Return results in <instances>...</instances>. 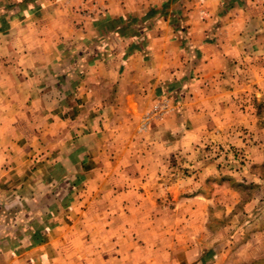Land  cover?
<instances>
[{
    "label": "crops",
    "instance_id": "crops-1",
    "mask_svg": "<svg viewBox=\"0 0 264 264\" xmlns=\"http://www.w3.org/2000/svg\"><path fill=\"white\" fill-rule=\"evenodd\" d=\"M246 2L254 8L252 0ZM244 4V0H0V242H23L18 248L4 243L0 258L52 264L67 245L66 225L81 221L76 191L83 178L93 183L101 175L105 185L118 180L123 185L119 190L127 192L126 183H121L128 174L127 162L135 165L133 176L141 171L152 178L159 170L142 169L137 162L183 153L207 137L205 130L214 124L209 118L196 119L204 109L187 101L177 110L182 120L176 112L146 126L143 142L162 147L160 153L152 148L144 155L137 153L143 139L135 135L143 113L159 97L179 90L186 98L191 80L208 78L200 70L223 60L222 43L208 39L211 22L203 21L201 8L215 15L228 5L231 13L239 12ZM107 130L115 132V140L124 137V149L114 156L105 151L114 143L106 139ZM110 158L120 167H93ZM202 175L208 176L206 168L194 176ZM188 183L178 177L168 186L173 198L172 186L178 193L166 217L170 225L166 239L171 244L154 250V264H226L228 243L237 235L229 231L237 223L215 227L210 218L215 205L199 190L201 183L194 186L197 193L185 196ZM149 185L145 205L152 210L158 203ZM137 220L141 226L144 220L145 225L156 223L152 215H139ZM253 220L248 218L241 229ZM101 222L110 225L107 218ZM15 224L24 226L21 235ZM142 231L133 237L136 241H153V227L151 235L144 237ZM263 232L253 233L249 242ZM119 237L130 239L127 234ZM131 253L137 256L136 250ZM263 256L264 251L252 254Z\"/></svg>",
    "mask_w": 264,
    "mask_h": 264
},
{
    "label": "rangeland",
    "instance_id": "rangeland-1",
    "mask_svg": "<svg viewBox=\"0 0 264 264\" xmlns=\"http://www.w3.org/2000/svg\"><path fill=\"white\" fill-rule=\"evenodd\" d=\"M244 3L239 12L233 13L229 10L231 5L225 11L220 9L215 15H210L206 8H201L203 21L211 22L212 38L208 39H216L222 43L223 60L200 70L199 73H207L206 80H191L190 86L187 83L189 94L186 98L178 90L173 95L159 97L152 109L143 113L135 135V138L143 139L142 145L137 147V153L144 155L151 148L156 153L162 151L160 146L151 145L149 141L143 142L148 136L146 126L156 119L165 120L176 112L182 120V114L177 110L185 101L201 106L204 115L200 114L195 118H209L215 128L205 130L207 137L193 143L185 153L177 152L168 157L164 155L159 161L143 159L142 162H137V166L142 169L150 170L152 167L159 170L158 175L152 178L150 172L141 175V171H137L139 176H133L135 165L127 162L128 174L121 178V183H126L127 192L119 190L123 185L119 186L118 180L105 185V179L101 175L95 177L93 183H88L86 177L83 178L76 191L77 215L81 221L78 225H66L64 230L69 235L67 245L61 248L62 255L60 253L58 260L52 264H154V250L166 249L171 244L166 239L169 234L166 229L170 228L166 217L170 216L171 210L168 207L173 206L172 202H177L178 193L176 185L172 186V191L176 193L173 198L168 186L178 177L190 180L185 185V196L197 193L194 186L196 183L197 186L198 183L202 184L199 190L205 191L215 205L210 210L211 222L215 227H223L221 225L233 221L237 223L235 229L229 231L237 235L231 237L228 243L225 263L264 264V256L252 257V254L264 251V232L252 241L248 240L253 237V233L264 229V0H252L253 9L248 8L246 0ZM215 26L217 29L214 32ZM196 93L197 98L194 97ZM114 133L107 130L106 139L114 143L106 146L105 151L111 156L124 149L121 146L124 137L115 140ZM132 148L135 149L134 146ZM114 164L120 167L119 162L112 158L94 162L93 167L102 169L115 167ZM202 168H206L208 176L195 177ZM116 178H119L117 174ZM2 180L0 174V185ZM150 183L154 193L152 199L158 203L152 210L148 204L145 205V202H149L147 189L150 188ZM188 187L190 191L187 190ZM126 203L129 206L124 208ZM141 203L144 206L138 208ZM252 206L255 209L247 211ZM135 214L138 217L140 215V218L152 215L156 223L153 222V226L145 225L147 221L144 220L141 226ZM103 218L109 219L110 225H102ZM248 218L254 220L242 230ZM67 220L72 221L71 218ZM19 225L15 224V228L20 233L24 226ZM151 227L153 236L158 238L153 237V241H136L133 238L141 229L144 237L147 232L151 235ZM108 229L110 233L105 232ZM242 231L244 234L239 239ZM126 234L130 235V239L119 237ZM4 243L18 248L23 242L18 239L8 240L0 242V246ZM133 250L137 251V256L131 253ZM159 256L164 258L161 254ZM160 258L158 260H162ZM8 259L11 260L10 264L25 263L18 258L2 257L0 261L7 263Z\"/></svg>",
    "mask_w": 264,
    "mask_h": 264
}]
</instances>
